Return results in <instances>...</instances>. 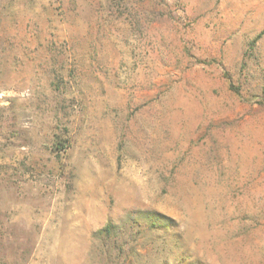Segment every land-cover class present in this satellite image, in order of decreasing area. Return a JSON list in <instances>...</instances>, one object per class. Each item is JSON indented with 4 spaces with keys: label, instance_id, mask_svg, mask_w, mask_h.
I'll return each mask as SVG.
<instances>
[{
    "label": "rangeland",
    "instance_id": "1",
    "mask_svg": "<svg viewBox=\"0 0 264 264\" xmlns=\"http://www.w3.org/2000/svg\"><path fill=\"white\" fill-rule=\"evenodd\" d=\"M0 264H264V0H0Z\"/></svg>",
    "mask_w": 264,
    "mask_h": 264
},
{
    "label": "trees",
    "instance_id": "2",
    "mask_svg": "<svg viewBox=\"0 0 264 264\" xmlns=\"http://www.w3.org/2000/svg\"><path fill=\"white\" fill-rule=\"evenodd\" d=\"M56 148H60V149H64L67 147L66 143L64 144L61 140L56 139ZM146 219H148V216L145 217ZM111 230V228L109 226H106L104 229L101 230L102 234H103V238H106V236L108 235L109 231Z\"/></svg>",
    "mask_w": 264,
    "mask_h": 264
}]
</instances>
